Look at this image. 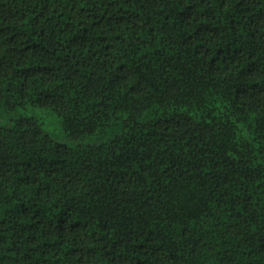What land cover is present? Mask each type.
<instances>
[{
  "label": "trees",
  "instance_id": "trees-1",
  "mask_svg": "<svg viewBox=\"0 0 264 264\" xmlns=\"http://www.w3.org/2000/svg\"><path fill=\"white\" fill-rule=\"evenodd\" d=\"M0 114V264H264V0H0Z\"/></svg>",
  "mask_w": 264,
  "mask_h": 264
},
{
  "label": "rangeland",
  "instance_id": "rangeland-1",
  "mask_svg": "<svg viewBox=\"0 0 264 264\" xmlns=\"http://www.w3.org/2000/svg\"><path fill=\"white\" fill-rule=\"evenodd\" d=\"M19 114L24 115H34L38 118V120L42 123V125L45 127V129L59 142L65 143L68 146H75L78 142H86L91 141V138L83 139V140H72L68 139L64 136V132L62 130V127L60 125V121L56 114H54L52 111L44 108H32L28 107L26 109L18 110L16 111L12 117H16ZM9 115L7 114H0V123L4 124L6 120L8 119Z\"/></svg>",
  "mask_w": 264,
  "mask_h": 264
}]
</instances>
